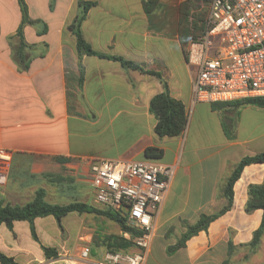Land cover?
<instances>
[{
  "label": "crops",
  "instance_id": "0c3cea01",
  "mask_svg": "<svg viewBox=\"0 0 264 264\" xmlns=\"http://www.w3.org/2000/svg\"><path fill=\"white\" fill-rule=\"evenodd\" d=\"M88 1L96 4L82 25L87 41L97 51L160 72L171 95L185 104L187 127L180 135L156 132L150 101L164 90L157 76L110 58L80 57L70 28L79 0H26L30 16L47 31L37 32L42 23L25 26L30 64L20 70L9 36L21 22V8L18 0H0V147L13 151L0 200L24 205L44 189L50 203L80 201L103 209L96 202L90 160H158L174 174L143 264H264V235L257 247L250 246L263 210H246L249 185L264 181V162L244 167L229 210L170 250L188 224L227 204L224 185L236 164L264 150V106L194 98L197 69L187 50L193 30L201 34L205 28L211 0H158L150 13L144 0ZM203 5L208 13L201 19ZM147 147L163 153L149 157ZM62 168L68 173H60ZM70 181L75 194L69 193ZM33 224L37 237L27 219L11 227L0 220V251L16 264H98L116 248L109 236L122 235L115 220L91 211H72L61 223L52 214L37 216ZM84 245L91 248L88 260L80 256Z\"/></svg>",
  "mask_w": 264,
  "mask_h": 264
},
{
  "label": "built area",
  "instance_id": "2783aa9c",
  "mask_svg": "<svg viewBox=\"0 0 264 264\" xmlns=\"http://www.w3.org/2000/svg\"><path fill=\"white\" fill-rule=\"evenodd\" d=\"M188 61L197 69L194 98L234 101L264 97V0H211L203 32L193 38ZM13 151L0 147V184ZM90 177L96 202L119 211L141 231L130 250L108 251L98 264H143L151 247L155 217L170 188L172 166L158 160L92 159ZM122 235L131 233L122 230ZM91 248L84 245L82 259Z\"/></svg>",
  "mask_w": 264,
  "mask_h": 264
},
{
  "label": "trees",
  "instance_id": "16d2710c",
  "mask_svg": "<svg viewBox=\"0 0 264 264\" xmlns=\"http://www.w3.org/2000/svg\"><path fill=\"white\" fill-rule=\"evenodd\" d=\"M18 1L22 12V19L17 30L14 34L9 36V39L12 47L13 60L17 63V66L20 70H26L27 68H29L30 64L29 56L26 53V48H28L30 45L25 39L24 28L27 24L39 25L42 23L43 27L37 30L39 34H42L47 31V26L42 20L35 19L30 16L26 0ZM95 4V1L79 0V13L70 23V28L76 36L77 49L80 57H82L83 54H90L114 59L120 61L121 64L126 68L139 69L142 72L153 74L160 78L164 85V90L153 96L150 101V111L156 116L157 119L155 130L160 136H172L183 134L188 122V115L186 113L185 104L181 100L171 95L168 87V82L162 77V74L160 72L148 69L144 64L136 63L134 61L124 58L123 56L115 54H106L104 52L97 51L87 41L83 33L82 25L87 17L88 10ZM157 4L158 0H144V6L147 13H150L154 7L156 8ZM13 38H16V41H13ZM80 67L82 83L84 69L82 63L80 64ZM240 102L242 104H256L264 106V97H248L242 99ZM145 153L149 157H158L162 155L163 150L156 147H147ZM56 159L62 160L63 157H56ZM263 162L264 150L256 154L243 157L236 164L234 170L225 182L224 195L227 198V204L224 205L218 212H215L213 214H203L196 223L188 224L187 231L182 235L181 239L177 242V244L170 247V250H174L184 246L188 238H190L192 235L198 233L201 230L207 229L209 224L215 218L219 217L221 214L229 210L233 203L234 184L237 179L241 176L244 167L248 164ZM248 194L249 198L246 203V210L252 211L257 208L263 210L261 224L254 231L253 238L250 242V246L252 248H255L258 246L262 236L264 235V181L260 184L249 185ZM72 211H91L97 214L105 215L115 220L122 230L131 233L130 239H127L122 235H111L109 237L110 241H120L119 245L121 247L132 246L134 244V238L141 234V231L131 227L128 224L127 218L119 211H115L109 207H104L102 209L80 201H74L66 204L50 203L45 200L44 189L37 190L35 197L24 205H11L9 203L4 204L3 201L0 200V220L6 222L11 227L14 220L27 219L32 223V232L35 237H37V235L33 221L37 216L52 214L61 223L62 218ZM45 250L48 254L55 253V250L49 247H45ZM0 260L6 264H16L12 257L7 256L1 251Z\"/></svg>",
  "mask_w": 264,
  "mask_h": 264
},
{
  "label": "rangeland",
  "instance_id": "374dc122",
  "mask_svg": "<svg viewBox=\"0 0 264 264\" xmlns=\"http://www.w3.org/2000/svg\"><path fill=\"white\" fill-rule=\"evenodd\" d=\"M207 13H208V7L206 6V5H203L202 6V8H200V11H199V16H200V18L201 19H204V17L207 15ZM200 18H197L198 20L200 19ZM196 19V20H197ZM198 20L197 21H195V24H196V22H198ZM195 24H193V25H195ZM198 35H200L199 33H196V31H194L193 30V33H192V38H195V37H197ZM59 171H60V173L62 172L63 174H65V173H68V171H67V169L66 168H62V169H59ZM70 176V175H69ZM70 183V186H71V188H72V190L71 191H69V193L71 192L72 194H75L76 193V185H74L73 186V182L72 181H70L69 182ZM78 192V191H77ZM90 200H92V198L90 199ZM103 225L101 224V227H102ZM111 235H118V234H111ZM123 236V235H122ZM110 237V236H109ZM123 237H125V236H123ZM126 238V237H125ZM127 239H130V238H127ZM114 243H116V248H114L113 250H109V251H119V250H130L131 248H134V244L132 245V246H129V247H122V248H120L121 246L119 245L120 244V241L119 242H114Z\"/></svg>",
  "mask_w": 264,
  "mask_h": 264
}]
</instances>
